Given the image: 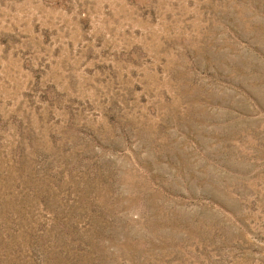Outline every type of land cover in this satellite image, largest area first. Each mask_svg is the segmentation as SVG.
<instances>
[{
	"label": "rangeland",
	"instance_id": "obj_1",
	"mask_svg": "<svg viewBox=\"0 0 264 264\" xmlns=\"http://www.w3.org/2000/svg\"><path fill=\"white\" fill-rule=\"evenodd\" d=\"M0 264H264V0H0Z\"/></svg>",
	"mask_w": 264,
	"mask_h": 264
}]
</instances>
